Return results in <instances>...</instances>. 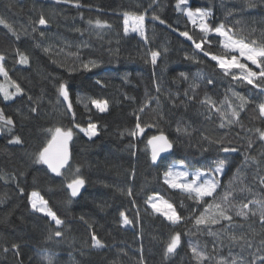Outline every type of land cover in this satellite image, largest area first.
I'll return each mask as SVG.
<instances>
[{
    "label": "trees",
    "instance_id": "1",
    "mask_svg": "<svg viewBox=\"0 0 264 264\" xmlns=\"http://www.w3.org/2000/svg\"><path fill=\"white\" fill-rule=\"evenodd\" d=\"M77 2L81 7L74 6ZM175 4L176 0H71L69 3L0 0V18L20 36L17 40L0 24V54L6 57L4 63L9 76L24 89L23 95L10 102L0 95V108L15 123L11 134L0 133V176L4 177L0 179V264H48L49 257L55 259V264H195L188 248L190 240L199 242L201 247L207 244V251L213 257H227L231 252L233 256H243L245 264H264L258 259L264 255L260 245L264 227L258 215L249 216L248 220L234 217L238 226L227 232L222 230L227 222L215 225L216 236H189L186 233L192 227L191 222L173 227L153 214L145 203L148 197L159 194L173 203L181 215H186L193 202L162 182L170 162L206 169L214 166L217 159L226 157L224 174L220 177L223 186L244 164L245 155L256 157L259 164L249 161L243 166L241 180L234 184V200L238 205L264 200V185L260 183L264 178V155H261L264 142L255 134L256 128L264 129V118L259 117L255 103L246 106L240 124L231 128H220L216 115L206 119L207 110L199 103L205 94L216 100L223 99L225 94L231 96L229 88L256 100L255 90L221 77L215 70V62L197 53L191 41L179 35L188 31L199 40L201 34L176 10ZM187 6L211 11L210 24L224 23L234 30L243 29L238 34L249 40L260 38L264 30V0H256L253 8L246 7V0H188ZM145 11L147 43L138 34L125 35L123 31L124 13ZM40 15L49 20L47 27L35 23ZM153 15L165 23L153 21L150 18ZM97 19L110 27L96 28ZM89 20L93 21L92 25ZM33 28L37 31L33 32ZM17 48L29 56V65L16 62ZM45 48H51V53H45ZM216 50L213 44L211 51ZM152 51L161 53L155 67L145 63ZM194 53L204 62L185 59ZM89 61H97L99 66L91 72L82 70L81 63ZM181 73L188 79H183ZM200 76L210 77L214 83L209 85ZM193 82L199 84L194 91L190 88ZM61 83L68 86L75 119L57 92ZM193 95L195 99L190 100ZM89 98L106 99L108 112L99 113ZM146 102L149 106L140 113ZM33 108L35 112L31 111ZM137 115L142 125H157L147 129L139 139L128 135ZM90 121L98 124L100 133L92 139L73 127L74 123L86 127ZM177 126L188 128L191 135L178 133ZM55 127L73 128L74 132L69 167L63 176H56L46 165L34 162L35 154L49 136L47 130ZM159 130L173 141V153L154 165L145 144ZM15 136H20L23 143L8 142ZM220 137H226L225 145L238 151L220 152L221 145L210 143ZM76 167L80 168L78 175L85 179V185L78 197H72L66 182ZM128 188L132 189V197L121 194ZM33 191L40 193L64 221L61 237L53 235L55 225L50 218L31 210L29 198ZM250 207L256 209V205ZM122 212L132 224H122ZM177 231L182 234L181 246L176 254L166 258L167 240ZM233 232L245 235L252 241V247L244 246L241 251L240 245H232L228 235ZM93 233L105 248L92 246ZM13 244L19 245L18 251Z\"/></svg>",
    "mask_w": 264,
    "mask_h": 264
},
{
    "label": "snow or ice",
    "instance_id": "2",
    "mask_svg": "<svg viewBox=\"0 0 264 264\" xmlns=\"http://www.w3.org/2000/svg\"><path fill=\"white\" fill-rule=\"evenodd\" d=\"M57 3H69L71 0H56ZM188 0H176L175 8L177 11L183 13L188 20L192 23L195 29H198L201 34L199 40L195 39L193 35H190L188 31L180 32L179 35L184 37L186 40L191 41L197 53H202L204 57H207L210 61L215 62V70L221 77L228 78L230 81L238 82L241 85H250L255 90L254 95L258 99L254 100L250 96H244L240 93L235 92L229 88L231 96L225 94L223 99L216 100L213 97L205 94L204 98L199 103L204 106L207 110L205 116L206 119H211L213 115H216L220 121V128H231L233 125L240 124L241 112L245 110L246 106L251 103H255L256 109L260 118H264V30L261 31L260 38L247 39L238 32H242L243 29L234 30L233 28L227 27L224 23L213 26L209 23V19L212 17V12L202 8L193 9L188 7ZM75 7L79 8L81 5L77 2L74 4ZM256 6V0H246V7L253 8ZM151 7V5H149ZM231 15V11L228 13ZM147 18V11L137 14L126 12L123 14V31L125 35L129 33H137L147 43V35L145 29V20ZM153 21H159L164 24L165 21L160 19L159 16L153 15L150 17ZM38 26L47 27L49 20L45 19L43 15H40L39 19L35 21ZM90 25L93 21L89 20ZM239 23V22H237ZM0 24H3L17 40L20 39L19 34L15 29L2 18H0ZM95 27L98 29L109 28L110 25L104 21L97 19L95 21ZM33 32L37 31L36 28L32 29ZM80 31V29H77ZM255 29H253V32ZM41 37L44 36V32L39 33ZM215 37V39H209V37ZM216 45V52L211 51L212 45ZM86 46V45H85ZM207 46V47H206ZM39 47V45H37ZM45 53H51V48H45ZM17 63L21 65H29V56L20 51L19 48L15 51ZM78 56V54H76ZM161 53L159 51H152L150 58L145 60V63H150L153 67L156 66L158 58ZM6 57L0 54V77L4 78V82L0 83V95L3 99L13 100L16 96L24 94V89L19 83L12 80L9 76L8 71L5 68ZM185 59L195 63H203L198 54L194 53L192 56H186ZM55 62V61H54ZM250 65L254 66L250 67ZM97 61H89L87 63H81V69L91 72L94 68L98 67ZM74 70V69H73ZM258 70V71H257ZM183 79H188L186 75L181 73ZM199 79L205 80L207 84L211 85L214 80L210 77L200 76ZM97 83H100L97 81ZM193 91L199 88V84L193 82L190 85ZM159 91V86H157ZM59 97H62L67 102V110L71 113L73 119H75V112L72 111L73 105L70 99L69 89L66 83H61L57 88ZM187 96L188 93L186 92ZM32 99L31 96L28 97ZM190 100L195 99V95L189 97ZM238 101V103H236ZM78 103L80 99L78 98ZM89 103L99 113H106L109 110V102L106 99H93L89 98ZM149 106L146 102L144 106L139 109L140 113L145 111V108ZM85 108L88 105L85 104ZM31 111L35 112L33 108ZM141 118L139 115L136 116V123L132 130L128 131V135L134 138H141L149 128H156L157 125L152 123L141 124ZM15 127L13 119L6 116L4 110L0 108V133L7 131L11 134L12 129ZM74 128H78L81 133L92 139L98 136V124L95 122H89L86 127H81L79 124L73 125ZM243 128V125H241ZM49 136L46 140L45 145L35 154L34 162L38 164L46 165L56 176H63L62 170L69 167L70 152L69 143L73 139L74 132L73 128L55 127L47 130ZM176 131L183 135H191L188 128H181L177 126ZM252 131V129H248ZM255 134L259 141L264 142V129L256 128ZM208 140V137H204ZM226 137H220L219 139L210 141V143H216L221 145L219 151L223 153H235L238 151L235 147L225 145ZM12 144H22L20 136H15L8 141ZM231 144V141L228 142ZM248 146H252V141L249 140ZM173 150V141L163 132L159 130L158 134L150 135L146 139L145 151L150 154L152 164H157L161 160L162 154L171 153ZM264 155V153H261ZM259 164L256 157L245 155L244 164L240 168L236 169L235 176L228 181L227 185H221L220 177L223 176L227 158L217 159L214 166L206 169L197 168L191 170L186 164H171L163 172L162 182L169 189L178 191L182 196L186 197L189 201L193 202V206L187 208L186 215H181L177 211L176 206L164 199L159 194L152 195L145 200V203L152 210L153 214L159 215L169 225L176 227L185 222H191L192 227L186 233L189 236L207 234L209 236H216L217 232L213 231V226L222 225L224 222L227 224L222 229L227 232V229L237 227V222L234 217H240L243 220H248L249 216H259L260 223L264 227V200H250L247 203H240L239 205L234 200V184L241 180V173L243 166L247 165L248 162ZM80 168L76 167L71 178L67 179L66 188L70 190V195L76 197L80 194V190L85 185V179L78 175ZM135 173L132 172L134 177ZM0 176V179H3ZM7 182V181H6ZM261 185H264V178L260 180ZM219 190V191H218ZM250 190V189H249ZM23 193V189H20ZM122 195L132 197L133 192L131 188H128L126 193L121 192ZM31 210L35 213H40L45 217L51 219L54 222L55 228L53 235L55 237H61L63 232L60 230L64 221L60 219L56 212L48 206V201L41 196L38 192L33 191L29 198ZM133 203L135 201L133 200ZM256 205V209L253 210L250 206ZM182 208L185 207L183 202L180 205ZM122 217V224L128 226L132 224V221L123 212L120 213ZM83 219V217L81 218ZM180 232H174L170 235L167 240L164 256L170 257L176 254L177 249L181 246ZM228 239L232 245H240L241 251L244 246L249 248L252 247V241L247 239L243 234L236 235L234 232L228 235ZM92 246L97 249H103L106 245L93 233L92 234ZM260 245L264 248V239H261ZM12 247L19 250L18 244H13ZM188 248L191 252L192 259L195 264H205V261H215V264H245L243 256H233L231 252L227 257L218 256L213 257L207 251V244L203 247L200 246L199 242H188ZM8 249H5L7 251ZM261 249H257L260 251ZM213 251H216L215 246ZM260 261H264V255L258 257ZM48 264H55L53 257L48 258ZM255 264V262H253Z\"/></svg>",
    "mask_w": 264,
    "mask_h": 264
},
{
    "label": "water",
    "instance_id": "3",
    "mask_svg": "<svg viewBox=\"0 0 264 264\" xmlns=\"http://www.w3.org/2000/svg\"><path fill=\"white\" fill-rule=\"evenodd\" d=\"M72 140H73V139H72ZM72 140H71V142H72ZM71 142H70V143H71ZM70 143H69V146H68V147H69V152H70ZM172 151H173V150H172ZM172 153H173V152L162 154V156H161V160H162L163 158H165L166 156L171 155ZM70 157H71V156H70ZM161 160H160V161H161ZM160 161H158L157 164H159ZM69 162H70V161H69ZM46 167H47V166H46ZM64 170H65V169H64ZM64 170H62V171H64ZM50 171H51V170H50ZM51 172H52V171H51ZM52 173H53V172H52ZM53 174H55V173H53ZM55 175H56V174H55ZM83 189H84V188H82V189L80 190V194H81V192L83 191ZM80 194H79V195H80ZM79 195H78V196H79ZM78 196H76V197H78Z\"/></svg>",
    "mask_w": 264,
    "mask_h": 264
},
{
    "label": "rangeland",
    "instance_id": "4",
    "mask_svg": "<svg viewBox=\"0 0 264 264\" xmlns=\"http://www.w3.org/2000/svg\"><path fill=\"white\" fill-rule=\"evenodd\" d=\"M137 34V33H136ZM139 35V34H138ZM4 82V78L2 77V80L0 81V83H3ZM10 101H12V100H8L7 102H10ZM180 164V163H183V162H180V161H173V162H170V164L168 165V166H170L171 164ZM183 164H185V163H183ZM189 169H191V170H195L194 168H191V167H188ZM40 194V193H39ZM41 195V194H40ZM165 199V198H164ZM40 214V213H39Z\"/></svg>",
    "mask_w": 264,
    "mask_h": 264
}]
</instances>
